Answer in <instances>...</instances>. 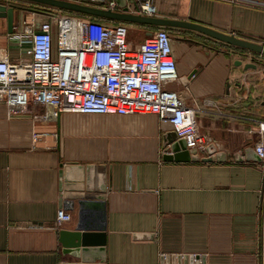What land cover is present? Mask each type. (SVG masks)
<instances>
[{
    "label": "crops",
    "instance_id": "1",
    "mask_svg": "<svg viewBox=\"0 0 264 264\" xmlns=\"http://www.w3.org/2000/svg\"><path fill=\"white\" fill-rule=\"evenodd\" d=\"M153 3L158 18L200 23L264 46V0ZM32 11H15L13 33L43 20ZM137 28L142 41L154 31ZM171 33L179 79L173 88L196 108L200 132L226 161L163 162L162 138L172 129L155 115L62 113L42 124L30 113L8 120L0 105V264H79L59 243V232L74 231L79 218L77 202L64 201L59 191L67 164L103 168L93 178L106 188L104 221L92 208L85 219L104 225V264H159L172 255L204 257V264H264V163L246 162L243 154L264 128V56L191 31ZM9 35L0 19V52L15 63L24 56ZM142 41L129 43L136 48ZM59 209L70 219L56 225Z\"/></svg>",
    "mask_w": 264,
    "mask_h": 264
},
{
    "label": "built area",
    "instance_id": "2",
    "mask_svg": "<svg viewBox=\"0 0 264 264\" xmlns=\"http://www.w3.org/2000/svg\"><path fill=\"white\" fill-rule=\"evenodd\" d=\"M65 1L119 11L113 0ZM127 7L136 16L158 17L153 0H127ZM38 14L42 21L33 20L9 35L24 57L12 63L0 53V105L8 119L30 113L34 121L48 124L62 113L155 115L171 126L188 151L207 157L206 149L213 145L220 152L200 132L196 108L173 88L179 79L171 29L150 27L154 31L132 48L123 23L104 24L76 14ZM263 133L260 128L253 146L262 163ZM39 137L33 134V141ZM69 219L64 210L57 211L56 225Z\"/></svg>",
    "mask_w": 264,
    "mask_h": 264
},
{
    "label": "water",
    "instance_id": "3",
    "mask_svg": "<svg viewBox=\"0 0 264 264\" xmlns=\"http://www.w3.org/2000/svg\"><path fill=\"white\" fill-rule=\"evenodd\" d=\"M24 1L102 20L145 25L151 28L162 27L191 31L204 35L220 43L264 56L263 45L254 41L244 40L216 31L207 26L201 25L200 23L187 20L158 17L147 18L133 15L129 13L127 0H113L119 9L118 12L80 5L65 0ZM17 10L18 7H7L4 2L0 1V19H4L6 21L8 34H12L13 32L14 15ZM32 12L41 13L39 11ZM235 65L240 66L241 62H236ZM248 68L253 69L255 66L249 64L245 65V69ZM188 78H190V76ZM180 81L183 86H187L188 79H180ZM162 141V147L166 150V153L162 156V160L166 163H224L227 158L226 153L221 151L217 152L213 145H209L207 147V157L201 158L195 153V151H188L185 142L183 140H177L173 131L167 132L163 135ZM243 154L246 162H261L252 147L245 148L243 150ZM234 159L236 162L243 161V157L241 155H235ZM96 171H99L103 175V168L80 166L76 164H67L59 172V191L63 193L61 199L69 202H77L79 207V218L75 230H61L59 232V243L63 248L62 253L74 259H78L79 264H93L95 263V260H98L100 264H104L105 262L104 225H98L96 222H87L85 219L88 209L92 208L101 212V219L104 221L103 201L105 199L104 192L106 191V188L103 183L96 184V180L93 178ZM150 236L151 235L135 236V238H150ZM159 264H204V257L193 255L161 256Z\"/></svg>",
    "mask_w": 264,
    "mask_h": 264
},
{
    "label": "rangeland",
    "instance_id": "4",
    "mask_svg": "<svg viewBox=\"0 0 264 264\" xmlns=\"http://www.w3.org/2000/svg\"><path fill=\"white\" fill-rule=\"evenodd\" d=\"M16 1L20 4V6H23V8L28 10V11L37 10V11H42V12H45V13H48V12L51 13L52 12L54 14H59V15H65V14L72 15L71 13H68V12L65 13V12L57 10V9L43 8V7H40V6H38V5L34 4V3H31V2L22 1V0H16ZM83 16H85V15H83ZM41 19H43V18H41ZM96 21H98V22L104 21L102 23L110 24L107 20H101V21L100 20H96ZM123 24L126 25L127 28H128V41L139 42L140 43L142 41V36H141V31L137 28V25L136 24H129V23H123ZM183 38L186 39V36L183 37ZM174 39H176V38L174 37ZM213 50L214 49H212L211 51H213ZM16 118L19 119L21 117H16ZM16 118H12V119H16ZM12 119H8V120H12Z\"/></svg>",
    "mask_w": 264,
    "mask_h": 264
},
{
    "label": "trees",
    "instance_id": "5",
    "mask_svg": "<svg viewBox=\"0 0 264 264\" xmlns=\"http://www.w3.org/2000/svg\"><path fill=\"white\" fill-rule=\"evenodd\" d=\"M22 1H24V0H22ZM28 2V1H27ZM35 4V3H34ZM36 5H38V4H36ZM11 6H16V7H18V10H26V9H24L23 8V6H20V5H11ZM38 6H40V7H43V8H48V9H54V8H50V7H46V6H42V5H38ZM60 11H62V10H60ZM63 12H66V11H63ZM68 13H71V14H76V15H81V14H77V13H72V12H68ZM95 20H102V19H98V18H95ZM108 21V20H107ZM108 22H111L112 24H121L120 22H115V21H108Z\"/></svg>",
    "mask_w": 264,
    "mask_h": 264
},
{
    "label": "bare ground",
    "instance_id": "6",
    "mask_svg": "<svg viewBox=\"0 0 264 264\" xmlns=\"http://www.w3.org/2000/svg\"><path fill=\"white\" fill-rule=\"evenodd\" d=\"M1 53V52H0ZM3 53V52H2Z\"/></svg>",
    "mask_w": 264,
    "mask_h": 264
}]
</instances>
